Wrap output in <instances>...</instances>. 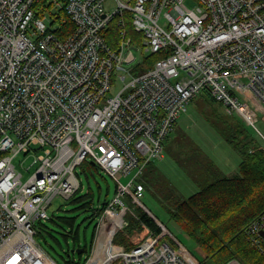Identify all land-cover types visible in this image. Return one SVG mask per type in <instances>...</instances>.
<instances>
[{
	"label": "built area",
	"instance_id": "obj_1",
	"mask_svg": "<svg viewBox=\"0 0 264 264\" xmlns=\"http://www.w3.org/2000/svg\"><path fill=\"white\" fill-rule=\"evenodd\" d=\"M37 2L0 0V264H56L35 224L49 218L55 197L81 190L85 163L116 187L83 264H191L164 231L131 251L112 239L192 99L207 92L253 128L243 98L264 114V0H47L41 13ZM62 8L72 25L64 39L53 32L56 16L44 23ZM152 55L159 59L148 63ZM20 153L37 166L24 182L13 164ZM104 219L115 231L99 245ZM263 233V217L244 232L261 252Z\"/></svg>",
	"mask_w": 264,
	"mask_h": 264
},
{
	"label": "rangeland",
	"instance_id": "obj_2",
	"mask_svg": "<svg viewBox=\"0 0 264 264\" xmlns=\"http://www.w3.org/2000/svg\"><path fill=\"white\" fill-rule=\"evenodd\" d=\"M186 5L192 7L193 3L186 1ZM54 10L46 12L45 25L49 26L50 19L55 17V15L50 16ZM111 27H113V23ZM141 45L142 41H139L137 46ZM119 87V82L113 84L110 94L116 92ZM243 99L255 119L256 130L250 126L249 129L255 131V137L264 144L263 111L257 103L248 98ZM221 114H223L222 106L215 102L207 92H202L192 99L186 114L179 118L174 130L163 141V157L151 163L153 172L149 174V178L152 179L150 180L144 175L149 164L146 165L144 177H142L145 193L140 203L155 217L157 222H160L171 232L170 237L167 238L172 240L173 235L177 240H181L188 249L192 247L188 245L175 219L169 213V209L174 208L172 202L169 201V196L172 194L174 197L186 199L195 194L199 189L198 186L205 179L204 168L208 165L218 169L223 177L232 176L237 172L239 164L237 153L211 126L216 121L215 117H220ZM177 156L181 158L180 162L176 160ZM33 160V155L21 153L13 159L15 169L22 175L23 182L37 167L32 165ZM78 177L81 190L67 200L60 196L55 197L47 210L48 217L54 218L56 223L46 220L35 224L36 232H38L35 236L37 244L56 264H64L68 258L67 255L77 248L73 237L68 236L69 227L57 221L56 218H75V224L79 226L78 244L83 245L84 238L87 243H90L97 218L93 216L92 210L86 208L85 204L90 202L91 209H96L98 205L111 201L115 195V181L95 166L82 165L78 169ZM125 180L126 178H122L121 181L124 183ZM166 188L168 189L165 190ZM88 193L89 197L86 198ZM83 197L85 199L79 200ZM40 223L46 227L45 231L38 228ZM114 231L111 221L106 219L100 221L95 241H97L98 235V240L101 241L99 245L106 243ZM186 247L181 248L182 254H187ZM70 256L71 259L79 258V255L75 253ZM84 257L85 254L82 255V259ZM194 261L198 262L196 258Z\"/></svg>",
	"mask_w": 264,
	"mask_h": 264
},
{
	"label": "trees",
	"instance_id": "obj_3",
	"mask_svg": "<svg viewBox=\"0 0 264 264\" xmlns=\"http://www.w3.org/2000/svg\"><path fill=\"white\" fill-rule=\"evenodd\" d=\"M46 2L47 0H38L34 9L39 13L42 9H49L51 4L45 5ZM55 16L56 21H53L52 25L56 23L57 26L53 32L64 39L72 31V25L63 8L58 9ZM158 59L159 56L152 55L148 58V63ZM215 118L216 121L211 124L212 128L240 158L237 172L232 176L223 177L218 169L208 165L204 168L205 179L195 194L186 199L174 197L172 194L169 196V201L174 205L173 209H169V213L175 219L180 232L187 235L194 246L204 252L205 256L198 264H226L232 260L240 264H264V252L252 246L244 234L251 222L260 217L264 218V144L255 137V131L249 129V126L237 117L223 113ZM176 158L180 162L181 158ZM151 172L153 170L150 163L144 175L149 178ZM87 197L89 193L86 194ZM82 199L85 197L79 200ZM90 204H85L86 208L92 210L93 216L98 218L104 203L96 209H91ZM121 214L128 225L113 236L112 243L123 247L125 251H131L149 236L156 237L166 229L164 225L157 223L153 215L139 202L127 200L126 209ZM47 220L56 223L54 218ZM56 220L69 227L68 236H72L77 243V248L74 247L72 251L84 249L85 255H88L91 252L96 226L91 242L87 243L84 238V244L79 245V226L75 224V218L58 217ZM42 224L40 223L38 228L45 231L46 227ZM164 238L173 245L171 239ZM70 255H67L64 264L84 263L82 255H79L77 260L71 259Z\"/></svg>",
	"mask_w": 264,
	"mask_h": 264
},
{
	"label": "crops",
	"instance_id": "obj_4",
	"mask_svg": "<svg viewBox=\"0 0 264 264\" xmlns=\"http://www.w3.org/2000/svg\"><path fill=\"white\" fill-rule=\"evenodd\" d=\"M223 109V108H222ZM223 113H224V110H223ZM238 118V117H237ZM238 119H240V118H238ZM241 120V119H240ZM246 126H248L243 120H241ZM239 157V156H238ZM239 162H240V158H239ZM238 168V167H237ZM221 173V172H220ZM153 218H154V220L157 222V220L155 219V217L153 216ZM157 223H160V222H157ZM161 224V223H160ZM167 231V233H169V234H171V232L168 230V229H163L162 231ZM183 234V233H182ZM184 235V239L186 240V242L188 243V245L190 246V247H192L190 250L185 246V244L181 241V240H177V238H175L173 235H172V238H174L176 241H177V243L179 244V249L181 250V248L183 247V249L186 247V249H187V254H185V257L187 258V260L190 262V263H193V264H195L196 262L194 261L195 260V258L198 260V262L196 263V264H198L199 263V261L200 260H202L203 258H204V252L200 249V248H198V247H196V246H194V244L191 242V240L189 239V237L187 236V235H185V234H183ZM189 250V251H188ZM226 264H240L238 261H236V260H232V261H230V262H228V263H226Z\"/></svg>",
	"mask_w": 264,
	"mask_h": 264
},
{
	"label": "water",
	"instance_id": "obj_5",
	"mask_svg": "<svg viewBox=\"0 0 264 264\" xmlns=\"http://www.w3.org/2000/svg\"><path fill=\"white\" fill-rule=\"evenodd\" d=\"M76 253L77 255H82L85 253V250L84 249H76L75 251H71L70 254L72 253Z\"/></svg>",
	"mask_w": 264,
	"mask_h": 264
}]
</instances>
